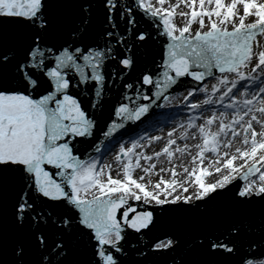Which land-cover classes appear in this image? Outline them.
<instances>
[{"label":"snow or ice","instance_id":"6c2138e0","mask_svg":"<svg viewBox=\"0 0 264 264\" xmlns=\"http://www.w3.org/2000/svg\"><path fill=\"white\" fill-rule=\"evenodd\" d=\"M0 264H264V0H0Z\"/></svg>","mask_w":264,"mask_h":264},{"label":"water","instance_id":"95a60500","mask_svg":"<svg viewBox=\"0 0 264 264\" xmlns=\"http://www.w3.org/2000/svg\"><path fill=\"white\" fill-rule=\"evenodd\" d=\"M89 104H90V100L88 98H82V106L83 107L88 108ZM109 108H110V103L106 104V108H105V112H104L103 116L98 117V119L101 120V123H103V121L108 118ZM159 111H161L162 113H165V112H171V111H174V110L173 109H163V110H159ZM142 129H143V125H141L140 127L136 128L135 131L139 132ZM156 134H159V133H156ZM109 160H111V157H109ZM152 179L155 180V179H157V177L153 176Z\"/></svg>","mask_w":264,"mask_h":264}]
</instances>
